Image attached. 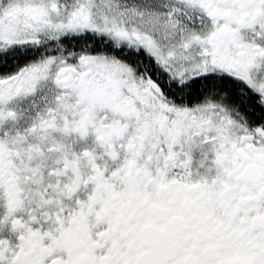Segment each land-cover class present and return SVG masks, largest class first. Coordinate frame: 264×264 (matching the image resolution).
<instances>
[{
	"label": "flooded vegetation",
	"instance_id": "1",
	"mask_svg": "<svg viewBox=\"0 0 264 264\" xmlns=\"http://www.w3.org/2000/svg\"><path fill=\"white\" fill-rule=\"evenodd\" d=\"M4 57L0 264H264V0H0Z\"/></svg>",
	"mask_w": 264,
	"mask_h": 264
},
{
	"label": "trees",
	"instance_id": "2",
	"mask_svg": "<svg viewBox=\"0 0 264 264\" xmlns=\"http://www.w3.org/2000/svg\"><path fill=\"white\" fill-rule=\"evenodd\" d=\"M6 57H4V60L2 59L0 62V70H4V72H9L13 70L12 64H9L7 61H5ZM3 62H6V64H2ZM180 97L182 99H193V98H199L202 94L205 92H209L212 94L217 93L218 95L220 93H228L230 96H234L237 98L238 102L241 100L238 99L236 93L238 92V89L232 84L230 81H224V80H199L194 83H191L190 85L187 84L181 89ZM229 96V95H228Z\"/></svg>",
	"mask_w": 264,
	"mask_h": 264
}]
</instances>
